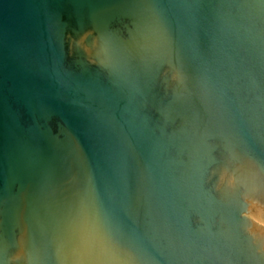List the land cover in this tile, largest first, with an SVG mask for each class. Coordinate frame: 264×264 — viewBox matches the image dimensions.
<instances>
[{
	"label": "water",
	"instance_id": "water-1",
	"mask_svg": "<svg viewBox=\"0 0 264 264\" xmlns=\"http://www.w3.org/2000/svg\"><path fill=\"white\" fill-rule=\"evenodd\" d=\"M264 264L261 0H0V264Z\"/></svg>",
	"mask_w": 264,
	"mask_h": 264
},
{
	"label": "clouds",
	"instance_id": "clouds-1",
	"mask_svg": "<svg viewBox=\"0 0 264 264\" xmlns=\"http://www.w3.org/2000/svg\"><path fill=\"white\" fill-rule=\"evenodd\" d=\"M105 242L113 249L112 255L103 260L93 261L92 264H127L126 254L121 249L117 235L110 231L105 237ZM78 264H84V261L78 258Z\"/></svg>",
	"mask_w": 264,
	"mask_h": 264
},
{
	"label": "snow or ice",
	"instance_id": "snow-or-ice-1",
	"mask_svg": "<svg viewBox=\"0 0 264 264\" xmlns=\"http://www.w3.org/2000/svg\"><path fill=\"white\" fill-rule=\"evenodd\" d=\"M261 2L264 3V0H261ZM104 244L107 250L113 252V249L106 242H104Z\"/></svg>",
	"mask_w": 264,
	"mask_h": 264
}]
</instances>
